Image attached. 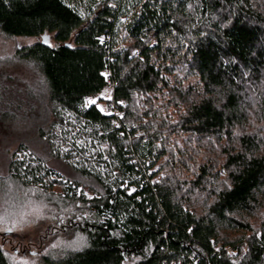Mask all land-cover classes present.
I'll return each instance as SVG.
<instances>
[{"label": "trees", "instance_id": "obj_1", "mask_svg": "<svg viewBox=\"0 0 264 264\" xmlns=\"http://www.w3.org/2000/svg\"><path fill=\"white\" fill-rule=\"evenodd\" d=\"M0 34L35 40L15 56L49 88L38 138L89 183L14 152L0 220L42 206L34 264H264V0H0ZM106 72L120 116L86 103Z\"/></svg>", "mask_w": 264, "mask_h": 264}, {"label": "rangeland", "instance_id": "obj_2", "mask_svg": "<svg viewBox=\"0 0 264 264\" xmlns=\"http://www.w3.org/2000/svg\"><path fill=\"white\" fill-rule=\"evenodd\" d=\"M34 41L10 39L0 34V91L4 90V96L0 98V103L13 102L8 107L0 106L2 107L0 111V177L7 175L11 157L22 145L27 148V154L39 155L47 165L55 169L61 176L73 181L79 180L83 184L82 187L87 189L89 183L79 176L73 175L68 167L61 162L52 159L44 143L38 138V129L43 126L46 127L51 120L49 88L40 68L35 63L21 62L15 56L18 48ZM51 41L52 38L49 37L48 42ZM106 96L112 98L110 93L104 91L99 98L93 100H96L100 110L103 108V112L108 114L111 112V108L108 103L104 102V100H110L105 98ZM78 195H83V193ZM33 196L35 197L34 194ZM84 196L86 198L93 197L92 194L88 193H85ZM18 198L23 200L24 194L20 192ZM34 204L33 201L27 203L25 207L29 206L28 210L23 209V214L11 218L9 222L0 220V247L4 250L11 264L37 263L44 254V249H49V244H55L51 239L44 242L45 237L35 228L36 218H44L45 211L42 206ZM27 212L33 218V222L26 216ZM57 236L58 245L66 242V236H63L62 233ZM38 237H41L39 238L40 242L44 243L41 246L44 248L42 250ZM42 237L44 238L42 239ZM69 238L73 244L70 249H78L82 246L83 241L77 234H73ZM38 249L40 250L39 253Z\"/></svg>", "mask_w": 264, "mask_h": 264}, {"label": "built area", "instance_id": "obj_3", "mask_svg": "<svg viewBox=\"0 0 264 264\" xmlns=\"http://www.w3.org/2000/svg\"><path fill=\"white\" fill-rule=\"evenodd\" d=\"M104 76L107 78V81H108L105 91L112 95L114 92V84L111 81V74H110V72H106ZM110 113L117 115V116H120V113H118L114 107L111 108ZM245 249L247 250V246H245ZM216 252L218 255H220V253H221V247L220 246L216 248ZM231 252H232V249L230 247L225 248L226 254H230Z\"/></svg>", "mask_w": 264, "mask_h": 264}, {"label": "snow or ice", "instance_id": "obj_4", "mask_svg": "<svg viewBox=\"0 0 264 264\" xmlns=\"http://www.w3.org/2000/svg\"><path fill=\"white\" fill-rule=\"evenodd\" d=\"M105 98H107V99H111V97L110 96H106ZM86 103L87 104H95L96 103V100H87L86 101ZM101 111H103V108H101ZM133 191H134V189H133Z\"/></svg>", "mask_w": 264, "mask_h": 264}]
</instances>
